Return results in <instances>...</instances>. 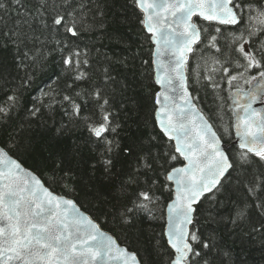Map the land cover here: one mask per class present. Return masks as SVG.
I'll return each mask as SVG.
<instances>
[{
    "label": "snow or ice",
    "instance_id": "6c2138e0",
    "mask_svg": "<svg viewBox=\"0 0 264 264\" xmlns=\"http://www.w3.org/2000/svg\"><path fill=\"white\" fill-rule=\"evenodd\" d=\"M130 3L150 34L161 87L148 115L135 73L125 74L127 60L105 57L94 78L92 49L81 47L85 34H104L107 0H0V52L12 53L16 67L59 53L66 79L64 90L42 92L27 125L0 145V264H153L150 253L138 259L82 212L71 198L81 192L115 225L137 232L145 213L155 218L164 192L174 195L166 205V264H250L249 249L260 253L253 264H264V109L253 107L264 102V0ZM48 43L47 54L36 48L29 57V45ZM201 45L213 53L211 64L205 60L210 86L219 87L218 72L229 89L240 80L248 85L230 93L234 120L222 127L238 138L235 160L189 91L188 62ZM17 100L0 106V122L7 124ZM76 132L87 135L72 140ZM20 154L51 163L47 186ZM230 180L243 195L217 199Z\"/></svg>",
    "mask_w": 264,
    "mask_h": 264
},
{
    "label": "trees",
    "instance_id": "16d2710c",
    "mask_svg": "<svg viewBox=\"0 0 264 264\" xmlns=\"http://www.w3.org/2000/svg\"><path fill=\"white\" fill-rule=\"evenodd\" d=\"M102 3L105 0H101ZM104 17L106 25L104 34L96 31L91 34H85L81 47L87 44L91 51L90 59L92 61V71L94 78L98 77L97 68L104 66L108 61L105 57L115 59H126L129 69L125 72L129 78H132V73H135L136 91L141 97H146L144 103L146 108L144 115L151 113L154 106L155 94L158 91V85L155 83L154 68L151 64L150 51L153 45L150 42V34L146 33L142 25L138 22V17L142 18V14L138 9L131 6L130 0H107ZM127 5V7H121ZM89 19L91 15L89 14ZM99 20V16H97ZM198 25H203V21L195 18ZM223 44V42H221ZM53 45L48 43L45 46L39 44L33 46L29 45V57L35 54V49L40 48L43 54H47L48 50ZM202 51H197L193 54L188 62V77L189 87L195 97V101L200 108L207 115L209 120L221 135L222 140L226 145V149L231 159L235 160L236 153L239 151L238 145L235 143V131L232 130L230 136H225L222 132L224 125H231L234 117L231 112L232 100L229 99L231 91L237 87L247 88L243 80L234 82L233 87L229 89L226 79L221 77V73L214 75V80L219 87L213 88L208 81L204 79L205 76V60L211 64L213 53L203 46H198ZM96 49H99L97 52ZM27 50V49H26ZM139 54V55H138ZM203 56V59L201 58ZM133 57H136L133 59ZM141 60H148L149 64L141 66ZM18 63V61H17ZM199 65V68L197 66ZM0 106H5L9 96H17L18 100L12 107L10 112V119L7 124L0 122V145L10 142L11 137L17 135V130L20 125H27L30 117L28 110L34 105L39 106L38 100L42 92H59L64 90L66 79L61 74L62 64L59 53L49 55L45 60L43 56H38L35 64L30 59H24L23 65L16 67L12 60V53L0 52ZM123 71V70H122ZM199 71L200 78L197 80L196 73ZM252 74H255L253 72ZM31 76L30 86L24 84L28 76ZM59 99V97H56ZM46 111V110H45ZM223 117L221 120L220 117ZM47 119V116H45ZM57 121L61 120L59 114L55 115ZM51 123V121H49ZM151 127V125H149ZM160 135L159 129L154 133ZM81 135L87 133L76 132L72 134L71 139L75 140ZM70 142V141H69ZM13 156L17 158L15 151ZM18 160L26 167L34 171L42 180L48 181L50 176L51 163L45 166L41 163L40 158L34 155L20 154ZM182 160L175 162V165H182ZM236 173H233L235 177ZM52 189L64 195V189L57 185H52ZM173 189V185H170ZM236 183L234 180L226 182V189L217 194V199L223 200L228 195L240 197L242 192L236 190ZM160 195L159 193H157ZM77 200L80 207L89 213L96 221L107 231L111 232L118 241L127 246L130 250L137 253L139 258H148L151 254L153 264H166V251H168L167 239L163 234L165 233L166 224V205L171 201L167 192L161 196L160 204L153 209L154 219L149 217L147 213L141 221V232L135 229L127 230L121 229L112 222L111 216L105 217L103 209L98 208L95 201L85 199L81 192L76 197H71ZM203 208H208V204H204ZM203 223V222H202ZM201 225H198L200 227ZM258 247V246H257ZM251 255L248 257L250 264H253V258L259 260V251L252 249L248 250Z\"/></svg>",
    "mask_w": 264,
    "mask_h": 264
},
{
    "label": "water",
    "instance_id": "95a60500",
    "mask_svg": "<svg viewBox=\"0 0 264 264\" xmlns=\"http://www.w3.org/2000/svg\"><path fill=\"white\" fill-rule=\"evenodd\" d=\"M195 18L196 17H194L193 19H194V21H195ZM196 22V21H195ZM197 23V22H196ZM198 24V23H197ZM154 47V46H153ZM153 68H154V74H155V66L153 65ZM187 76H188V70H187ZM158 85V84H157ZM188 85H189V77H188ZM159 91H161V87H160V85H158V91L157 92H159ZM189 91L192 93V90L190 89V87H189ZM233 92H235V90L233 91ZM232 92V93H233ZM192 95H193V93H192ZM194 96V95H193ZM194 103L196 104V106L199 108V110L203 113V115L209 120V118L207 117V115L204 113V111L200 108V106L198 105V103L194 100ZM253 107L254 108H257V109H264V102H261V101H257L255 104H253ZM209 122L213 125V123L209 120ZM213 127H214V125H213ZM214 130H216V128L214 127ZM217 131V130H216ZM218 132V131H217ZM219 134V133H218ZM236 137V136H235ZM237 140H238V138L236 137V142H237ZM222 144L225 146V148H226V145H225V143H224V141L222 140ZM227 150V149H226ZM228 152V151H227ZM15 158V157H14ZM20 162V161H19ZM21 164H22V166L24 167V168H26V169H29V170H31L30 168H28V167H26L22 162H20ZM178 166H182V165H178ZM32 171V170H31ZM34 172V171H33ZM35 173V172H34ZM36 174V173H35ZM37 175V174H36ZM38 176V175H37ZM47 186V185H46ZM174 185H173V191H174ZM62 195V194H61ZM172 199H174V195H173V198ZM171 202V201H170ZM80 210L82 211V212H84L86 215H90L89 213H87L85 210H83L81 207H80ZM91 216V215H90ZM98 223V222H97ZM99 224V223H98ZM100 225V224H99ZM100 227H101V230L102 231H105V232H107V233H109L110 235H112L113 237H114V239L116 240V242H117V245L119 246V247H122V248H126L129 252H131V253H136L135 251H133V250H130L127 246H125V245H123V244H121L119 241H118V239L111 233V232H109V231H107V230H105L101 225H100ZM166 228H167V224H165V231H166ZM167 239V238H166ZM137 254V253H136ZM137 258L138 259H140L139 257H138V255H137Z\"/></svg>",
    "mask_w": 264,
    "mask_h": 264
},
{
    "label": "bare ground",
    "instance_id": "6f19581e",
    "mask_svg": "<svg viewBox=\"0 0 264 264\" xmlns=\"http://www.w3.org/2000/svg\"><path fill=\"white\" fill-rule=\"evenodd\" d=\"M236 89V88H235ZM235 89H233L232 91H231V93L235 90ZM235 143L237 144V142H236V138H235ZM238 145V144H237Z\"/></svg>",
    "mask_w": 264,
    "mask_h": 264
}]
</instances>
